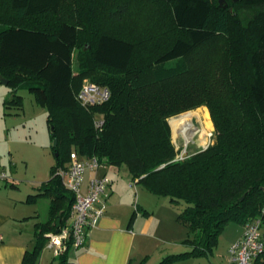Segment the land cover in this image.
<instances>
[{
    "label": "trees",
    "instance_id": "16d2710c",
    "mask_svg": "<svg viewBox=\"0 0 264 264\" xmlns=\"http://www.w3.org/2000/svg\"><path fill=\"white\" fill-rule=\"evenodd\" d=\"M224 3L0 0V76L13 90L28 88L56 140L40 186L50 198L40 242L69 216L74 198L55 170L73 150L123 166L150 193L186 204L177 220L192 250L158 264L208 255L229 223L259 217L264 232V0ZM86 78L109 98L82 105L76 96ZM22 104L15 92L4 99L6 107ZM200 106L214 140L176 158L168 118ZM39 241L24 262H34ZM70 247L61 264H71Z\"/></svg>",
    "mask_w": 264,
    "mask_h": 264
},
{
    "label": "crops",
    "instance_id": "0c3cea01",
    "mask_svg": "<svg viewBox=\"0 0 264 264\" xmlns=\"http://www.w3.org/2000/svg\"><path fill=\"white\" fill-rule=\"evenodd\" d=\"M2 86L7 84L0 82V104L6 107V94ZM2 113L0 110V168L10 172L14 180L0 184V264H50L49 255H45V252L52 249L47 246L46 233L45 239L40 242L36 231L39 229V223L47 219L50 198L45 212V208L40 204V200L45 197L40 186L50 178V168L54 161L47 173L38 176L42 173L32 169L25 158L28 156L15 140L20 132L18 127L9 121L13 120V117L10 114L3 117ZM22 164L24 170L21 168ZM23 173L25 176L31 175V179L20 183L17 179H21ZM98 173L105 174L110 179L102 203L98 204V207H103V213L95 225L87 230L83 245L69 248L68 262L148 264L151 260H160L165 254L160 243L170 241L163 236L164 230H169V227L175 231L183 229L185 235L187 229L174 217V212L169 207L171 202L169 201V205L165 201L161 202L155 197L158 195L150 193L139 183L132 185V179L123 166L103 164ZM91 175L92 172L89 171L85 174L84 190ZM160 209L161 214L158 213ZM158 214H166V217ZM230 224L233 223H229L227 227ZM242 231L243 225H240L237 237L230 240L227 247L240 237ZM38 241L41 247L34 262H24L27 252L33 251ZM184 263L205 264L206 261L204 262L202 257H190ZM216 264H228V253L223 262Z\"/></svg>",
    "mask_w": 264,
    "mask_h": 264
},
{
    "label": "built area",
    "instance_id": "2783aa9c",
    "mask_svg": "<svg viewBox=\"0 0 264 264\" xmlns=\"http://www.w3.org/2000/svg\"><path fill=\"white\" fill-rule=\"evenodd\" d=\"M109 96L110 91L107 87L85 80L76 98L82 105H93L106 101ZM102 123V116H96L94 127L99 129ZM208 136H211V133ZM208 145L209 143H205L202 149ZM101 166L96 156L80 157L73 150L68 161L55 170V175L61 179L64 188L74 199L67 222L57 231L46 233L47 246L52 249L54 256L63 254L69 245L73 248L82 246L87 230L93 227L102 215L103 207H98V204L102 203L110 179L107 175L98 173ZM88 171L92 172V175L84 190L83 181ZM12 180H14L12 174L0 168V184ZM135 183V180H131L132 185ZM227 253L228 264H264V232L259 217L243 224L242 234L228 246Z\"/></svg>",
    "mask_w": 264,
    "mask_h": 264
},
{
    "label": "rangeland",
    "instance_id": "374dc122",
    "mask_svg": "<svg viewBox=\"0 0 264 264\" xmlns=\"http://www.w3.org/2000/svg\"><path fill=\"white\" fill-rule=\"evenodd\" d=\"M85 80H90V79L86 78L83 81ZM2 87L5 91L6 98H9L12 92H15L16 94L22 96L23 107L17 109L14 106L4 107L0 104V110H2L4 113V114L2 113L3 117H7L8 114H10L11 117H13V120L9 119V121L10 123L15 124L16 127H18L19 129L18 132H20L15 140H17V142L20 144L21 150L24 152V154L26 153V155L28 156L25 158L28 159L30 165L33 167L32 169L34 171L37 170L38 172L42 173L41 175L38 174V176H42L44 173L48 172L50 164L55 159L54 154L51 151V145L53 142L49 139V130L46 122L47 111L46 109L40 107L35 102L33 94L28 90L27 87L20 86L15 90H13V88H10L9 86H2ZM200 108H204L207 110L209 115V121L211 123L210 127L209 126L207 127L203 125L200 121H198L197 118H194L193 120L194 124L197 127L200 128L205 127L206 135L204 140H202L200 137H198L199 135L196 134L195 137L185 142V139L182 135L174 136L172 133V129L170 127L171 139L177 151L176 158H183L186 155L192 154L202 149V145H204L205 143L211 144L214 140L213 124L210 118L209 111L206 106H200L196 109H200ZM196 109H191V110H196ZM209 133H211V136H208ZM184 150L185 152H183ZM21 168L24 170L23 164ZM20 178L21 179H17V180H20L21 181L20 183H22L24 181L31 179V175L25 176V174L23 173L22 177ZM155 197H157V199H160L161 202L165 201V203L169 205L168 197H163V196H155ZM48 198L49 197L45 195V197H43L40 200V204L45 208V212H46ZM185 206L186 204L183 201H180L178 203L171 202L169 207L173 210L174 217L177 219L178 214L183 210ZM161 212H162L161 209L158 210L159 214H161ZM159 216L166 217V214ZM239 227L240 224L238 223L230 224L227 228L223 230L224 232H222L219 235L218 242L216 246L213 248V251L208 255L197 256V258L199 259L200 257H202L203 261L204 262L206 261L207 264H216L217 262H223L225 255L227 256V248H228L227 244L234 237H237L236 234L239 230ZM185 231L186 232L184 235L183 229L182 231H175L170 227L169 230L166 228L164 230L163 236L165 238L170 239V241L160 243L162 247V251L165 252V254L163 255V257H161L160 260L157 261L151 260L148 262V264H158L164 257L170 254H179V253L191 251L192 246L190 245L189 242H187L188 239L192 238L191 233H189L188 229H185ZM173 240L176 241L174 242ZM47 254L49 255L50 264L51 263L61 264L60 257L54 256L53 251L47 250L45 252V255ZM188 257L189 256L185 258H181L180 260L177 261L176 260L172 261L170 264H186L187 262L186 263L184 262L187 261V259H189ZM210 260L212 261V263Z\"/></svg>",
    "mask_w": 264,
    "mask_h": 264
},
{
    "label": "bare ground",
    "instance_id": "6f19581e",
    "mask_svg": "<svg viewBox=\"0 0 264 264\" xmlns=\"http://www.w3.org/2000/svg\"><path fill=\"white\" fill-rule=\"evenodd\" d=\"M197 118L203 125L209 126L211 125L209 121V115L206 109L200 108L196 110H190L184 112L178 116L169 118V124L172 129V133L174 136H183L185 142L189 141L196 134H198L202 140L205 139V127H197L193 120Z\"/></svg>",
    "mask_w": 264,
    "mask_h": 264
},
{
    "label": "water",
    "instance_id": "95a60500",
    "mask_svg": "<svg viewBox=\"0 0 264 264\" xmlns=\"http://www.w3.org/2000/svg\"><path fill=\"white\" fill-rule=\"evenodd\" d=\"M218 3H219V5H223L224 0H218ZM224 5H225V3H224ZM0 82L3 83V84H7L8 81H7V79H5L4 77L0 76ZM180 114H182V113H180ZM180 114L174 115L173 117L178 116V115H180ZM168 120H169V119H168ZM168 123H169V121H168ZM169 126H170V124H169ZM52 145H56V140H53ZM183 152H185V150H184ZM55 155H57V153H55ZM56 226H57V227L59 226V219H57V221H56ZM57 230H58V229H57ZM57 230H56V231H57Z\"/></svg>",
    "mask_w": 264,
    "mask_h": 264
}]
</instances>
